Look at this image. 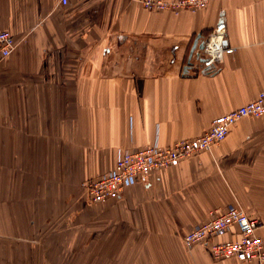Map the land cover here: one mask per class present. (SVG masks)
I'll return each mask as SVG.
<instances>
[{
  "label": "crops",
  "instance_id": "obj_1",
  "mask_svg": "<svg viewBox=\"0 0 264 264\" xmlns=\"http://www.w3.org/2000/svg\"><path fill=\"white\" fill-rule=\"evenodd\" d=\"M220 22L233 52L199 73L190 50ZM3 31L17 47L0 64V264H257L215 261L182 238L232 204L264 240V115L117 199L91 204L84 186L121 152L197 138L256 98L264 0L177 15L139 0H0Z\"/></svg>",
  "mask_w": 264,
  "mask_h": 264
},
{
  "label": "built area",
  "instance_id": "obj_2",
  "mask_svg": "<svg viewBox=\"0 0 264 264\" xmlns=\"http://www.w3.org/2000/svg\"><path fill=\"white\" fill-rule=\"evenodd\" d=\"M141 6L151 12L203 10L208 0H139ZM66 4L67 0H63ZM225 24L220 22L209 32L199 55L203 59L198 72H213L233 49L225 48ZM17 47L11 32H0V64L9 58ZM199 57V56H198ZM190 63V61H189ZM264 115V87L256 98L225 115L213 120L210 128L197 138L181 140L168 147L157 144L141 149L125 150L119 154L113 171L88 181L85 195L91 204H101L119 198L129 187L147 185L150 176L163 169L178 166L182 161L201 153L210 152L229 134L230 130L242 119L259 118ZM260 221L248 216L236 205L215 209L208 214V219L193 226L182 238L187 250L196 246H207L211 258L215 261L236 260L241 263L256 262L264 264V240L256 235ZM235 228L236 239L225 242H214L232 232Z\"/></svg>",
  "mask_w": 264,
  "mask_h": 264
},
{
  "label": "water",
  "instance_id": "obj_3",
  "mask_svg": "<svg viewBox=\"0 0 264 264\" xmlns=\"http://www.w3.org/2000/svg\"><path fill=\"white\" fill-rule=\"evenodd\" d=\"M202 37H201V35L200 34H198L197 36H196V38H195V41H194V43H193V46H192V48H191V50H190V54H189V61L191 60V58L195 55V53H196V51L198 50V51H200V50H202L203 49V42H200V43H198V41L201 39ZM224 45V44H223ZM196 56L198 57L199 55H197L196 54ZM184 72H186V70H183V73ZM208 72H207V70H206V72H203L202 74H207Z\"/></svg>",
  "mask_w": 264,
  "mask_h": 264
},
{
  "label": "trees",
  "instance_id": "obj_4",
  "mask_svg": "<svg viewBox=\"0 0 264 264\" xmlns=\"http://www.w3.org/2000/svg\"><path fill=\"white\" fill-rule=\"evenodd\" d=\"M207 34H208V33H207ZM207 34H206V35H207Z\"/></svg>",
  "mask_w": 264,
  "mask_h": 264
}]
</instances>
